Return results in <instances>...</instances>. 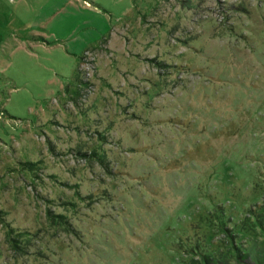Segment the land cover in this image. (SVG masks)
<instances>
[{
	"label": "rangeland",
	"instance_id": "1",
	"mask_svg": "<svg viewBox=\"0 0 264 264\" xmlns=\"http://www.w3.org/2000/svg\"><path fill=\"white\" fill-rule=\"evenodd\" d=\"M0 264H264V0H0Z\"/></svg>",
	"mask_w": 264,
	"mask_h": 264
}]
</instances>
